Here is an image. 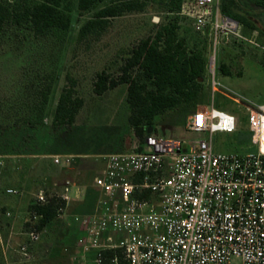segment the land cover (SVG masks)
<instances>
[{"label":"built area","instance_id":"obj_1","mask_svg":"<svg viewBox=\"0 0 264 264\" xmlns=\"http://www.w3.org/2000/svg\"><path fill=\"white\" fill-rule=\"evenodd\" d=\"M222 0H184L180 15L192 21L196 32L208 35L211 53L207 69L212 92L234 99L248 114L255 152L215 150L217 132L237 131L240 117L217 108L213 102L198 103L186 128L207 137L179 139L147 132L133 149L103 156L105 166L94 176L100 195L94 211L80 220L84 234L77 239L84 251L113 250L111 264H264V104L239 99L219 87L216 53L220 45L241 44L264 53L256 30L246 31L236 19L223 13ZM69 155L56 163H70ZM6 164L0 155V170ZM70 182L58 192L40 185L31 205H45L51 197L71 200ZM9 194H21L8 188ZM2 205L0 202V212ZM10 232L0 223V264H30L33 247L45 227L42 217L29 212L22 242H14L16 215Z\"/></svg>","mask_w":264,"mask_h":264},{"label":"rangeland","instance_id":"obj_2","mask_svg":"<svg viewBox=\"0 0 264 264\" xmlns=\"http://www.w3.org/2000/svg\"><path fill=\"white\" fill-rule=\"evenodd\" d=\"M160 1L168 0H150L143 11L110 18L103 32L86 37H80L79 31L94 11L80 10L78 0H73L71 29L64 38L36 36L26 25L7 26L0 33V155L23 153L27 151L24 146L38 143L64 154L97 158L133 149L141 142L143 137L136 136L129 122L131 107L126 84H119L102 96L96 95L93 87L97 74L103 70L118 77L130 49L152 30L153 23L172 16L164 7L166 2L160 4ZM180 20V33L190 39L192 46L195 34L192 21L182 17ZM256 36L264 44V36L259 31ZM222 64L227 65L230 73L222 71ZM215 76L222 91L264 104V53L260 50L244 45H220ZM205 77L204 101L208 99L217 108L240 117L237 131L214 134L215 150L255 152L257 145L252 142L248 114L234 99L212 92L213 80L208 69ZM73 80L76 95L83 97L84 105L73 125L55 127L52 112L63 89L71 86ZM48 87L44 122L32 126L25 118L36 114L34 109L41 103V91ZM162 119L154 125L160 136L207 137L203 132L188 130L183 122Z\"/></svg>","mask_w":264,"mask_h":264},{"label":"trees","instance_id":"obj_3","mask_svg":"<svg viewBox=\"0 0 264 264\" xmlns=\"http://www.w3.org/2000/svg\"><path fill=\"white\" fill-rule=\"evenodd\" d=\"M164 2L172 16L153 23L152 30L130 49L118 77L103 70L97 74L93 87L94 93L102 96L119 84H126L131 107L129 122L139 138L147 133L149 126L156 133L154 125L162 118L183 122L186 127L188 117L204 101L203 83L211 53L209 36L194 30L191 46L190 39L180 33V17H185L179 12L184 0L160 1V4ZM149 3L150 0H78L80 10L94 11L82 25L80 37L100 34L110 18L143 11ZM72 7L73 0H0V33L9 25H26L36 36L64 38L71 29ZM221 9L238 20L245 30H257L264 36V0H222ZM221 68L224 73H230L226 64ZM72 83L63 89L52 112L55 127L73 125L84 105L83 97L76 95L75 81ZM49 90L50 87L41 91V103L34 109L36 114L25 118L30 125L44 122ZM64 204L65 201L51 197L45 205L30 204L29 212L36 211L42 216L38 223L42 228L58 217V210ZM113 255V250L103 251L101 264H111Z\"/></svg>","mask_w":264,"mask_h":264},{"label":"crops","instance_id":"obj_4","mask_svg":"<svg viewBox=\"0 0 264 264\" xmlns=\"http://www.w3.org/2000/svg\"><path fill=\"white\" fill-rule=\"evenodd\" d=\"M24 148L27 151L23 153L2 155L6 161L0 170V223L4 232L8 234L13 223L5 215L10 211L17 216L13 225L14 242L24 241L26 236L21 232L27 224L32 195L40 186L37 182L62 192L69 181L71 200L65 212L46 225L41 240L33 247L34 260L30 264H99L96 251H84L77 245V239L84 234L77 217L94 211L96 207L100 190L94 184V176L105 166L103 156L64 154L50 145L38 143ZM65 155L72 157L70 163L54 161L56 156ZM8 188L18 189L21 194H9L6 192Z\"/></svg>","mask_w":264,"mask_h":264},{"label":"water","instance_id":"obj_5","mask_svg":"<svg viewBox=\"0 0 264 264\" xmlns=\"http://www.w3.org/2000/svg\"><path fill=\"white\" fill-rule=\"evenodd\" d=\"M155 19L159 20V17H155ZM153 130V126H149L147 132L151 133Z\"/></svg>","mask_w":264,"mask_h":264}]
</instances>
